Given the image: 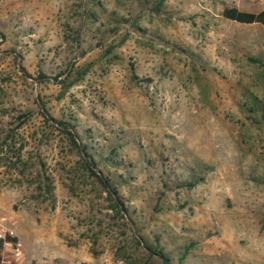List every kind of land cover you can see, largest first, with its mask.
<instances>
[{
  "label": "rangeland",
  "instance_id": "374dc122",
  "mask_svg": "<svg viewBox=\"0 0 264 264\" xmlns=\"http://www.w3.org/2000/svg\"><path fill=\"white\" fill-rule=\"evenodd\" d=\"M229 6L264 0H0V264H264V25Z\"/></svg>",
  "mask_w": 264,
  "mask_h": 264
},
{
  "label": "trees",
  "instance_id": "16d2710c",
  "mask_svg": "<svg viewBox=\"0 0 264 264\" xmlns=\"http://www.w3.org/2000/svg\"><path fill=\"white\" fill-rule=\"evenodd\" d=\"M223 16L225 18L234 20V21H238L240 23H254V22H261L264 25V9L258 13L255 12H249V11H244V10H240L237 7L234 6H229L226 7L223 12H222ZM60 123L66 125V130L65 132L67 133V135L69 136V139H71L72 143L74 144L75 147H80V150L85 151V153L87 155H90L87 151L88 146L86 144H78L75 137L77 135V132L75 131V125L71 122V120H58ZM91 164L92 166H88V169H90L92 171V173H94L98 179L100 180V182L103 184L104 188L109 192L110 197L113 199V203L110 205V207L112 209H114L116 211V214L120 215V216H125V212L128 211L127 207L125 206V202H124V198L123 196L118 192V190L112 185L111 181L109 178H104L101 175H98L97 172L95 171V167H96V162L94 161V159L92 158L91 160ZM194 183H187L188 186H192ZM7 236H5L4 238H0V246H2L6 241H16L17 239L15 237H12L10 234H6ZM138 238V242L140 243V245L148 248L151 253H153L154 255H157L159 257H161V259L163 260V262L165 264H172V256H170L166 250H164V248L156 245V248L154 249V247L148 245V243L144 240H142L141 238ZM190 250V246H186L184 253H182V255H180V260L182 261L186 255L189 253ZM0 260H1V256H0Z\"/></svg>",
  "mask_w": 264,
  "mask_h": 264
},
{
  "label": "built area",
  "instance_id": "2783aa9c",
  "mask_svg": "<svg viewBox=\"0 0 264 264\" xmlns=\"http://www.w3.org/2000/svg\"><path fill=\"white\" fill-rule=\"evenodd\" d=\"M1 237V236H0Z\"/></svg>",
  "mask_w": 264,
  "mask_h": 264
}]
</instances>
